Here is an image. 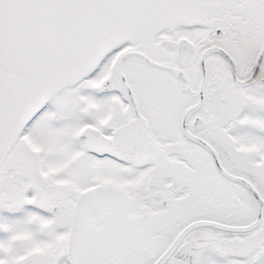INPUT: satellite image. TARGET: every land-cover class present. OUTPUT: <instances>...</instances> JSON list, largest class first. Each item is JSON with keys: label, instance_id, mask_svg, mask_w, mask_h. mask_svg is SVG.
<instances>
[{"label": "snow or ice", "instance_id": "6c2138e0", "mask_svg": "<svg viewBox=\"0 0 264 264\" xmlns=\"http://www.w3.org/2000/svg\"><path fill=\"white\" fill-rule=\"evenodd\" d=\"M0 264H264V0H0Z\"/></svg>", "mask_w": 264, "mask_h": 264}]
</instances>
